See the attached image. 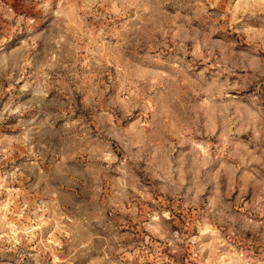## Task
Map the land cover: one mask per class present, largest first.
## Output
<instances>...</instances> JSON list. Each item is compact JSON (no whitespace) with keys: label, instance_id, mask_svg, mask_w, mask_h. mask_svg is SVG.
Returning <instances> with one entry per match:
<instances>
[{"label":"rangeland","instance_id":"1","mask_svg":"<svg viewBox=\"0 0 264 264\" xmlns=\"http://www.w3.org/2000/svg\"><path fill=\"white\" fill-rule=\"evenodd\" d=\"M0 264H264V0H0Z\"/></svg>","mask_w":264,"mask_h":264}]
</instances>
